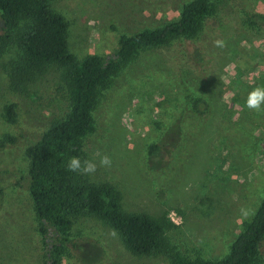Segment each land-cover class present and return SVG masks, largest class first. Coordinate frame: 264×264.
Listing matches in <instances>:
<instances>
[{"label": "rangeland", "instance_id": "374dc122", "mask_svg": "<svg viewBox=\"0 0 264 264\" xmlns=\"http://www.w3.org/2000/svg\"><path fill=\"white\" fill-rule=\"evenodd\" d=\"M191 0H52L66 25L69 52L78 60L112 56L119 36L175 21ZM214 13L194 40L147 49L99 91L94 131L82 139L81 160L97 164L88 181L109 183L125 210L174 225L173 250L190 259L218 260L264 195V112L247 108L248 93L264 87V0H215ZM256 19V18H255ZM216 40L227 46H214ZM215 51L212 54V52ZM15 49L0 54V264H40L37 220L25 187L32 144L67 103L60 71L47 68L14 89L7 77ZM201 100L197 110L192 101ZM16 105V122L2 118ZM156 145L154 154L148 148ZM108 155L110 168L99 165ZM113 230L91 215L73 223L61 264H169L166 256H134ZM264 254V240L260 245Z\"/></svg>", "mask_w": 264, "mask_h": 264}, {"label": "trees", "instance_id": "16d2710c", "mask_svg": "<svg viewBox=\"0 0 264 264\" xmlns=\"http://www.w3.org/2000/svg\"><path fill=\"white\" fill-rule=\"evenodd\" d=\"M50 1L0 0V54L7 45L15 49L14 58L8 63L9 84L23 90L26 82L45 69L56 68L60 71L67 103L64 117L53 121L32 144L25 173V187L38 224L40 264L62 263L70 229L84 215H91L115 230L125 249L134 256L162 255L169 264H264V254L260 252L264 240V195L222 258L190 259L170 245L166 231L174 225L166 214L155 218L129 212L116 187L90 182L83 175L67 170L71 157L82 156L83 137L94 131L91 112L99 91L139 52L168 46L180 39H196L214 13L215 0H191L181 5L175 21L119 36L117 47L108 59L89 55L81 60L69 52L67 25L51 9ZM253 16L246 19L249 26L264 22V18ZM200 102L192 101L194 110L198 111ZM16 117L14 103L3 107L2 118L7 123L14 124ZM12 143L14 138L3 136L0 149ZM156 150V145H152L148 154ZM1 197L0 190V203Z\"/></svg>", "mask_w": 264, "mask_h": 264}, {"label": "clouds", "instance_id": "9594fccd", "mask_svg": "<svg viewBox=\"0 0 264 264\" xmlns=\"http://www.w3.org/2000/svg\"><path fill=\"white\" fill-rule=\"evenodd\" d=\"M214 46L224 48L227 46V43L223 40H216ZM246 106L248 109L257 113L264 112V87H255L248 93ZM112 164L113 161L110 156L104 155L100 158L99 165L101 167L110 168ZM67 170L70 172H76L80 175H94L97 170V164L92 160H81L79 157H71L67 163ZM252 214L251 209L241 207L240 216L242 219H248ZM112 235H116L115 230Z\"/></svg>", "mask_w": 264, "mask_h": 264}]
</instances>
